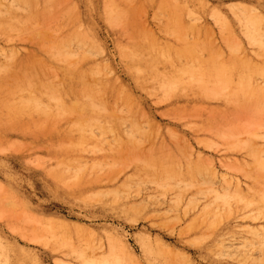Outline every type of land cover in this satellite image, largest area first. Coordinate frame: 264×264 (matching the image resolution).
Instances as JSON below:
<instances>
[{"label": "rangeland", "instance_id": "374dc122", "mask_svg": "<svg viewBox=\"0 0 264 264\" xmlns=\"http://www.w3.org/2000/svg\"><path fill=\"white\" fill-rule=\"evenodd\" d=\"M0 22V264H264V0H0ZM75 26L94 51L64 62ZM203 69L234 85L203 97ZM47 86L59 107L17 114Z\"/></svg>", "mask_w": 264, "mask_h": 264}, {"label": "bare ground", "instance_id": "6f19581e", "mask_svg": "<svg viewBox=\"0 0 264 264\" xmlns=\"http://www.w3.org/2000/svg\"><path fill=\"white\" fill-rule=\"evenodd\" d=\"M105 6H107V5H105ZM38 9H39L38 10L39 13L44 12L42 9H40V8H38ZM118 12H119V10L116 9V8H113V6H111V7L107 6L106 14L112 15L113 13H118ZM119 17H122V16H119ZM128 18L129 17H127L126 14L123 17L124 20H127ZM65 19H66V16L64 17V21L60 25H58L59 28H63V27L68 28V22H66ZM179 19L180 18H178L177 20H179ZM77 27L78 26H75V28L73 30L69 29V31H70L69 38L67 39V41H65L63 43V46L59 50V52L54 53V55H56L58 58L63 57V61L64 62H66L69 57H71L72 55L77 54V53H79L81 58H83V59H88L89 58V57H85L87 54H93V51H94L93 47L90 46V44L88 43V41L86 39V35L77 32V30H76ZM254 27L255 26L253 25V28ZM5 28H8V27H4V25L0 22V30H3ZM256 29L258 30L259 28L256 26ZM257 30L252 31L253 34H250V36H251L250 42L253 43V44H259L258 41H260L262 46L259 47V45H258V47H259V49L264 50V47H263L264 44H262L263 40L260 37L261 33H259ZM259 30H261V29H259ZM255 32L256 33L258 32L257 34L259 36H255L254 35ZM261 36H264V34L261 35ZM79 37H82V38H79ZM259 39H261V40H259ZM189 47L190 46H188V52L189 53H194L195 52L194 48H191V50H190ZM152 49H154V48H152ZM166 50H168V49H166ZM184 50H181V51L183 52ZM178 51H180V50H178ZM181 51H180V54H179L180 56H177V57L175 56L176 58L181 57V54H182ZM167 52H169V50ZM186 52H187V50H185V53ZM183 55H184V53H183ZM161 56L164 57L163 54ZM165 56H166V58H168L167 55H165ZM190 58H192V56ZM164 59H165V57H164ZM70 66L73 67V63L72 62H70ZM201 66L205 67L206 63H204V64L202 63ZM91 69H94V68H91ZM80 70H81L80 80L82 81L85 73H84L82 68ZM153 70H156V72H157L155 74V76L159 77L161 72L159 70H157V68H155V67H154ZM196 72L197 73H196L195 76H196V80L197 81L194 83L195 87H192V89L196 93L202 95L203 97L206 96V93H208V94L209 93H213L215 95V93L218 92V88L222 90V86L232 87L234 85L233 78H234L235 74L232 71L224 70L222 72H217V73H220V74H227V76H228V79L219 80L217 82L204 80V74L207 73V72H211L209 70L203 69L201 71L197 70ZM254 73L256 75L259 74V72H254ZM210 75H212V74H210ZM253 82H254V79H253L252 75L244 74L238 80V84L234 88H232L233 92L238 97L239 96H247V94L253 95V97L254 96H258V93L261 92V90L258 87H255ZM198 86H199V88H196ZM47 87L50 88L52 91L47 90L44 87L40 92L35 93V95L31 96L29 98V100L27 101V103L24 106H22L20 108V110L17 111V114L18 115H27V113H28L30 115L40 116V115L48 113L47 115H50L52 113V106L59 107L57 102H56V100L59 98L56 95V93L59 95V91L57 89L51 87V86H47ZM78 92H81L83 94L84 104L86 105V113H84V114H85L86 117H88L93 112H96L97 110L101 109V108H99L97 106L98 105V103H97L98 101L97 100H98V98L101 97V93H100L99 90L87 87L84 84H82V87H80L78 82H75L74 84H72V83L70 84V81H69V83H68L67 87L64 89V91H60V93H64V95L68 96V97H70V96L73 97ZM60 106L62 107L61 103H60ZM63 110H64L63 114L65 116V114H67V112H68V108H66V106H65V108H63ZM97 112H100V111H97ZM101 112H103V110ZM81 113H83V112H81ZM107 113H108V111L105 112V114H107Z\"/></svg>", "mask_w": 264, "mask_h": 264}]
</instances>
